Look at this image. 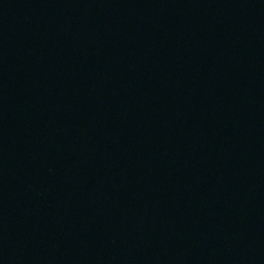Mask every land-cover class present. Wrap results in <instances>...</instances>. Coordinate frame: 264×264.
Wrapping results in <instances>:
<instances>
[{"label":"water","instance_id":"1","mask_svg":"<svg viewBox=\"0 0 264 264\" xmlns=\"http://www.w3.org/2000/svg\"><path fill=\"white\" fill-rule=\"evenodd\" d=\"M0 264H264V0H0Z\"/></svg>","mask_w":264,"mask_h":264}]
</instances>
